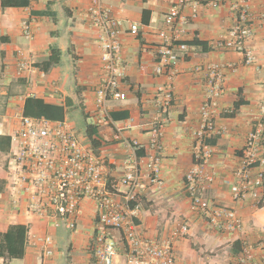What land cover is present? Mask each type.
Returning a JSON list of instances; mask_svg holds the SVG:
<instances>
[{
  "label": "crops",
  "instance_id": "1",
  "mask_svg": "<svg viewBox=\"0 0 264 264\" xmlns=\"http://www.w3.org/2000/svg\"><path fill=\"white\" fill-rule=\"evenodd\" d=\"M21 7L1 6L0 0V235L10 227H21L23 237L10 235L8 242L24 246L20 258L0 256V264H89L97 246L94 235L96 205L92 199L80 202L74 231L55 228L49 221L16 208L8 194L6 160L13 148L11 134L20 127L22 116H44L66 121L77 139L92 146L87 126L97 146H92L112 160L109 181L122 176L124 160L133 154L143 158L148 153L151 123L159 115L156 107L159 90L169 87L173 98L167 123L160 138L163 186L150 192L147 181L140 190L142 211L138 220L147 238L162 240L169 230L182 222L189 225L188 235L177 240L175 264H239V255L248 248L257 261L264 257V198L261 205L252 199L234 201L230 192L235 183L233 171L240 151L252 130L253 120L264 107V0H248L250 37L246 47L254 57L245 65L242 54L217 46L234 24L231 0L211 8L206 0H191L182 8L187 19L179 40L189 46L187 55L165 74L155 75L158 61L155 50L164 29L167 0H101L112 20L121 23L119 60L123 68L120 91L125 100L108 102L109 120L97 118L96 89L102 74L101 28L93 24L92 0H23ZM193 8L196 16L191 17ZM30 26L31 38L22 34ZM130 24L139 28L137 36L126 30ZM51 56L55 59L49 64ZM23 63L25 68L20 70ZM222 67L223 91L215 97L216 135L207 140L214 156L205 167L214 180L205 197L234 208L242 220V229L234 235L214 230L193 212L184 190V177L193 166V133L200 125V107L208 90L204 69ZM229 66V67H228ZM239 103L238 106H235ZM125 136L117 139V129ZM264 175V167L261 168ZM257 169L253 170V173ZM264 192V191H263ZM119 244L115 264H124L120 234L110 231ZM49 236L50 255H45L42 239Z\"/></svg>",
  "mask_w": 264,
  "mask_h": 264
},
{
  "label": "built area",
  "instance_id": "2",
  "mask_svg": "<svg viewBox=\"0 0 264 264\" xmlns=\"http://www.w3.org/2000/svg\"><path fill=\"white\" fill-rule=\"evenodd\" d=\"M169 8L163 16L164 29L158 37L155 53L158 61L154 74H165L184 58L189 46L179 40L187 19L181 15L182 8L191 0H167ZM223 0H206L211 8H217ZM248 0H231L234 24L226 35L217 41V46L242 54L245 65H253L255 57L247 49L250 37ZM91 16L93 24L101 28L102 74L96 89V111L99 122L109 120L108 102L125 100L120 91L123 68L120 64L121 50L119 37L123 33L121 23L110 19L101 0H92ZM193 8L191 17L196 16ZM137 36L139 28L130 24L126 30ZM22 34L31 38L30 26L25 24ZM229 67V66H228ZM25 65L21 63L20 70ZM222 67L207 66L204 71L208 79L206 98L200 107V125L193 133V166L184 177V190L190 208L204 218L216 231L234 235L241 231L242 220L234 208L218 205L205 197L211 187L214 174L206 173L205 167L214 156L207 140L217 134L214 124L217 104L215 97L223 91L224 75ZM169 87L159 90L156 107L159 115L151 123V137L148 153L143 158L134 154L124 160L122 176L109 181L108 167L112 160L99 154L92 146L82 144L66 121H52L43 117L20 118L19 129L10 138L13 148L6 160L8 194L16 208L24 205L26 211L46 219L55 228L63 226L74 231L77 224L80 202L92 199L96 205L94 235L97 246L91 252L89 264H115L119 255V244L111 237L110 231L120 234L124 249V264H175L174 247L179 239L188 235L189 225L182 222L177 229L169 230L160 241L147 238L139 224L142 211L140 190L147 181L150 192L159 191L163 186L160 175L161 144L167 113L172 102ZM124 128L117 129V139L125 136ZM264 107L253 120V127L240 151L238 165L233 171L235 183L230 192L234 201L252 199L261 205L264 198ZM257 172L253 173V170ZM45 255H50L52 240L42 239ZM1 245V241H0ZM264 251V247H263ZM239 264H264L255 260L250 250L244 247L239 255Z\"/></svg>",
  "mask_w": 264,
  "mask_h": 264
},
{
  "label": "trees",
  "instance_id": "3",
  "mask_svg": "<svg viewBox=\"0 0 264 264\" xmlns=\"http://www.w3.org/2000/svg\"><path fill=\"white\" fill-rule=\"evenodd\" d=\"M25 4V1L23 0H1V6L3 8L6 7H21L22 5ZM55 59L53 58V56H51V59L49 61V64L52 65L55 61ZM239 103H237L235 106H238ZM39 117H43L49 120H56V119H52V118H48V117H44V116H39ZM92 128L91 126H87V135L91 141L92 146H97V142L96 140H94L93 138H91L92 136ZM25 231L23 228L21 227H10L9 230L3 234L0 235V241H1V245H0V256L1 257H9V258H20L23 253H24V246L22 243L18 242V239L16 241H14L13 243L8 242L7 238L10 235H16L17 237H23Z\"/></svg>",
  "mask_w": 264,
  "mask_h": 264
}]
</instances>
